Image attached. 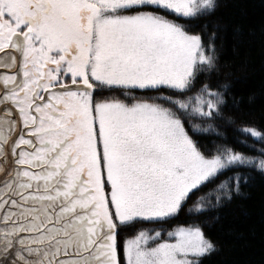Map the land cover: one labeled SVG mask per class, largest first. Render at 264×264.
<instances>
[{
  "label": "snow or ice",
  "instance_id": "obj_1",
  "mask_svg": "<svg viewBox=\"0 0 264 264\" xmlns=\"http://www.w3.org/2000/svg\"><path fill=\"white\" fill-rule=\"evenodd\" d=\"M219 7L0 0V264L219 251L205 226L264 178V116L245 118ZM231 38L235 54L242 26Z\"/></svg>",
  "mask_w": 264,
  "mask_h": 264
},
{
  "label": "trees",
  "instance_id": "obj_2",
  "mask_svg": "<svg viewBox=\"0 0 264 264\" xmlns=\"http://www.w3.org/2000/svg\"><path fill=\"white\" fill-rule=\"evenodd\" d=\"M212 19L227 25L223 59L230 63L227 71L232 73L235 93L245 98L243 106L251 113L245 118L260 119L264 116V0H220ZM236 25L243 28V41L234 54L231 37ZM251 95L255 102L248 104ZM219 214V221L204 229L219 251L205 258L204 264H264V178L257 175L244 194Z\"/></svg>",
  "mask_w": 264,
  "mask_h": 264
}]
</instances>
